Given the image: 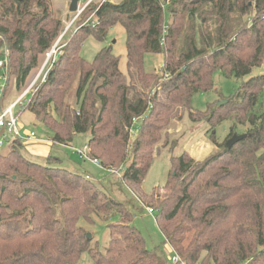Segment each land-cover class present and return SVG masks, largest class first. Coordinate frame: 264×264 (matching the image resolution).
<instances>
[{"label":"trees","instance_id":"trees-1","mask_svg":"<svg viewBox=\"0 0 264 264\" xmlns=\"http://www.w3.org/2000/svg\"><path fill=\"white\" fill-rule=\"evenodd\" d=\"M91 16L94 24L86 23ZM73 25L24 106L48 130L50 147L67 149L88 134L89 158L121 171L119 181L153 206L177 264H264V113L256 110L264 74L243 81L222 106H191L195 94L212 90L214 72L241 79L264 68V0L97 1ZM115 25L126 35V74L110 48L91 62L80 56L88 36L102 42ZM63 31L48 0H0V46L9 53L4 98L28 86ZM146 54L162 55L158 73L145 71ZM184 111L208 125L217 149L202 160L172 157L164 197L159 189L144 195L154 146ZM224 121L232 127L219 143L214 130ZM239 126L246 137L226 148ZM20 144L0 154V264H75L84 252L93 264H172L147 249L130 207L54 165L58 157L30 161ZM80 220L109 222L103 252Z\"/></svg>","mask_w":264,"mask_h":264},{"label":"rangeland","instance_id":"rangeland-1","mask_svg":"<svg viewBox=\"0 0 264 264\" xmlns=\"http://www.w3.org/2000/svg\"><path fill=\"white\" fill-rule=\"evenodd\" d=\"M48 1L53 17L56 20H59L61 22V28L65 29V27H67L76 17L78 11L75 13L69 11L71 0ZM87 1L88 0H79L78 10L82 9ZM95 1L99 2L101 0H94V2ZM109 1L112 3H119L121 0ZM91 21H94L93 16L89 17L86 22ZM165 21H169L167 13H165ZM73 29L74 25L70 27L68 34L71 33ZM67 35L60 41V48L65 45ZM58 39L54 45L57 43ZM125 41L126 35L124 29L120 25H115L108 31L105 40L102 42H98L91 36H88L81 47L80 56L85 61L91 62L101 49L110 48L111 52L119 58L120 71L123 74H126L127 61ZM1 48L2 47L0 46V59H2V54L5 51V49L2 50ZM161 66L162 55L146 54L144 56V68L146 72L158 73ZM258 74H264L263 67L254 68L249 76L241 79L226 78L219 71L214 72L212 76V90L195 94L191 102L192 109L195 111H205L207 106L210 104L212 107L216 104L218 106L219 102L226 100L225 98H229L232 94H234L243 81ZM74 84L71 87L70 94L74 91ZM11 94L10 98H4L5 101L8 100L4 103V106L10 104L19 95V93L14 92H11ZM29 99L30 95L27 96V100ZM256 110L260 113H264V88L258 98ZM15 113L17 115V129L21 136L29 134L31 131L35 133L34 140L24 139L20 142L19 152L24 157L32 162L43 164L48 156L47 154H45V156L43 154L46 151L51 156L58 157V159H60V163L55 162L54 165L67 169L71 172L78 173L84 177L87 175L89 177L88 180L97 185V187H99L106 194L130 207L133 213L132 225L135 226L143 236L147 249H157V251L162 253L168 261H171V259L175 256V253L170 245L164 242V238L156 223L155 212L153 214H149L148 212V207L153 206L146 204L145 206L126 184L119 181L118 176L121 171L115 172L110 169H103L100 164H94L91 161L92 159L89 158V155H87V157H82L80 153H72V149L83 151V148L87 145V141L89 139L88 134L75 135L72 146L69 148L67 147V149H61V147L58 146L50 147L48 145V130L35 120L30 111H21L20 108H17L15 109ZM231 127L232 123L230 121H224L219 124L214 130V138L216 141L219 143L223 142L227 138V134L229 133ZM208 128V125L203 120H200L199 122L191 121L188 117L187 111L183 112L180 120L172 121L167 128V131L162 133L161 140L154 146L153 161L140 187L142 194L150 195L153 193L154 189H159L157 197L159 199L164 197L162 187L164 186L171 169L170 159L172 157H179L183 152H187L195 160H202L213 153L217 148L212 143L209 136L211 134L207 135ZM246 128V126L237 127V129L234 130L235 134H242L245 132ZM36 142H41L42 146H39V148L34 147ZM46 147L48 150H46ZM8 151L9 145L7 144L0 148V154H6ZM41 153L43 155H40ZM116 219L117 217H114L109 222H114ZM109 222L95 220L93 224H88L84 220H80L78 225L87 230L88 234H90L93 238V243H95L100 251L103 252L108 245ZM75 264H93V261L91 260L89 254L84 252Z\"/></svg>","mask_w":264,"mask_h":264},{"label":"built area","instance_id":"built-area-1","mask_svg":"<svg viewBox=\"0 0 264 264\" xmlns=\"http://www.w3.org/2000/svg\"><path fill=\"white\" fill-rule=\"evenodd\" d=\"M101 1H105V0H101ZM92 2H94V0H88L82 9L77 10L78 13L76 17L69 23L67 27H65L57 43L45 55L44 61L39 69V72L30 80L28 86L18 95V97L5 107H2L1 103L6 91V73H7V62H8L9 53L7 49L3 52L2 59H0V148L4 147L6 144L10 145L17 140L20 142H22V140L24 139L34 140L35 133L33 131H31L29 134H26L24 136H21V134L19 133L16 125L17 115L15 113V109L20 108L21 111L24 110V106L28 101L27 96L33 94L38 82L40 83L44 81L49 68L52 66L55 59L58 57L61 49L59 46L60 41L63 39L66 32L69 31L70 27H72L76 18ZM86 23L94 24V21L86 22ZM72 153H77V154L80 153L82 157H87V155L89 154V149L85 145L83 151L72 149ZM91 161L94 164L99 165V162L97 160H91ZM86 178L88 179L89 177L86 176ZM148 212L149 214L154 213V211L151 208H148ZM170 262L172 264H177L179 262V258L175 255Z\"/></svg>","mask_w":264,"mask_h":264},{"label":"water","instance_id":"water-1","mask_svg":"<svg viewBox=\"0 0 264 264\" xmlns=\"http://www.w3.org/2000/svg\"><path fill=\"white\" fill-rule=\"evenodd\" d=\"M78 3H79V0H71L70 5H69V11L72 13L77 12ZM225 103H226V100H222L221 102H219L218 106H222ZM245 137H246V134H241V135L234 134V135H232L225 142L226 148L230 149L232 146H234L236 143H238L240 140L244 139ZM86 237L89 239L91 237V235L87 233Z\"/></svg>","mask_w":264,"mask_h":264},{"label":"crops","instance_id":"crops-1","mask_svg":"<svg viewBox=\"0 0 264 264\" xmlns=\"http://www.w3.org/2000/svg\"><path fill=\"white\" fill-rule=\"evenodd\" d=\"M38 143V144H37ZM48 145L50 146V144L48 143ZM39 146H42V143L41 142H36V144L34 145V147H38L39 148ZM46 150H48V148L46 147ZM43 152V151H42ZM49 152V151H48ZM44 154V156H45V154H47L48 155V153L45 151V153H43ZM42 153L40 154V155H43ZM87 176V175H86Z\"/></svg>","mask_w":264,"mask_h":264}]
</instances>
